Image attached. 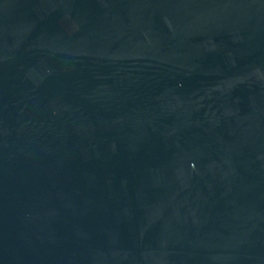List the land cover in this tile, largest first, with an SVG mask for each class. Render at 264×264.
<instances>
[{"label":"water","instance_id":"95a60500","mask_svg":"<svg viewBox=\"0 0 264 264\" xmlns=\"http://www.w3.org/2000/svg\"><path fill=\"white\" fill-rule=\"evenodd\" d=\"M0 264H264V0H0Z\"/></svg>","mask_w":264,"mask_h":264}]
</instances>
